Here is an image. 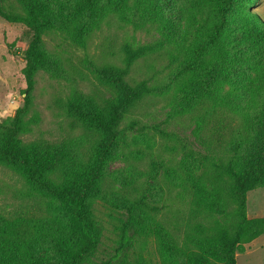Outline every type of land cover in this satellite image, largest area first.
<instances>
[{
    "label": "trees",
    "instance_id": "16d2710c",
    "mask_svg": "<svg viewBox=\"0 0 264 264\" xmlns=\"http://www.w3.org/2000/svg\"><path fill=\"white\" fill-rule=\"evenodd\" d=\"M240 2L247 11L236 18L235 5ZM257 4L259 0H0V16L24 23L31 31L24 51V102L10 120L0 122V163L17 168L52 206L51 214L41 219L0 215V264H128L124 258L93 261L102 237L94 203L121 121L145 95L167 87L126 79L133 63L153 46L125 43L122 65L107 62L95 69L112 88L111 97L98 101L76 89L66 99L76 125L97 133L86 156L67 140L25 142L22 134L31 130L25 116L33 104L37 72L62 70L60 59L46 49L44 34L60 30L85 45L104 20L114 17L137 25L150 21L169 39L183 40L186 20L199 8L207 16L208 29L181 70L182 104L188 112H200L196 117L202 121L201 130L209 124L204 141L226 151V159L217 162L204 155L201 169L185 168L180 179L191 195V208L212 218L194 224L179 243L151 216L137 217L146 234L156 235L167 262L237 264L236 254L245 250V243L264 233V216L247 214L248 192L264 185V21L263 14L254 11ZM235 19L239 38L230 30ZM227 113L239 117L234 124ZM231 215L233 223L227 217ZM43 247L51 257L40 255Z\"/></svg>",
    "mask_w": 264,
    "mask_h": 264
},
{
    "label": "rangeland",
    "instance_id": "374dc122",
    "mask_svg": "<svg viewBox=\"0 0 264 264\" xmlns=\"http://www.w3.org/2000/svg\"><path fill=\"white\" fill-rule=\"evenodd\" d=\"M169 6L175 7L171 3ZM235 7L236 18L247 11L241 2ZM199 9L186 20L188 31L183 40L169 39L150 21L137 25L114 17L104 20L85 45L77 44L60 30L43 36L46 49L60 59L62 70L56 74L43 69L37 72L33 104L25 116L31 127L22 134L25 142L67 140L86 156L97 133L76 125L66 109V99L76 89L98 101L111 97L112 88L98 78L95 69L107 62L122 65L125 43L153 46L133 63L126 79L131 84L147 80L150 85H167L162 91L145 95L119 126L117 146L94 203L102 228L101 241L92 255L97 263L124 258L128 264H173L160 254L156 235L140 228L138 214L151 216V221L163 225L179 243L184 242L186 231L194 224L212 218L205 219L191 208V195L180 179L185 168L195 166L200 170L204 155L217 162L226 159V151L204 141L209 124L201 130L202 121L196 117L200 112H188L182 104L181 70L208 29L207 16ZM257 10L264 21V0H259L254 8ZM238 23L235 19L230 25L236 38L240 36ZM30 38L31 31L24 23L0 16V122L10 120L23 105L24 51ZM226 115L231 124L239 118L232 113ZM51 212L49 198L34 190L17 168L0 163V215L41 219ZM247 214L264 216V185L248 192ZM227 217L234 222L232 215ZM40 255L51 257L47 247L40 250ZM236 255L237 264H264V233L245 243V250Z\"/></svg>",
    "mask_w": 264,
    "mask_h": 264
}]
</instances>
